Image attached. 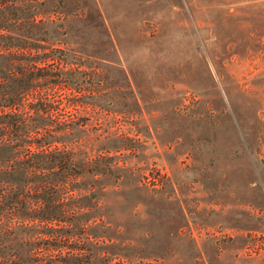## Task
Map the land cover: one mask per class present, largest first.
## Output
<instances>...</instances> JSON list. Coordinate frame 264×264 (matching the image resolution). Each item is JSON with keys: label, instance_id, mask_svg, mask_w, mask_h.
<instances>
[{"label": "rangeland", "instance_id": "1", "mask_svg": "<svg viewBox=\"0 0 264 264\" xmlns=\"http://www.w3.org/2000/svg\"><path fill=\"white\" fill-rule=\"evenodd\" d=\"M58 8L106 65V111L81 113L122 167L101 180L106 264H264V0Z\"/></svg>", "mask_w": 264, "mask_h": 264}, {"label": "trees", "instance_id": "2", "mask_svg": "<svg viewBox=\"0 0 264 264\" xmlns=\"http://www.w3.org/2000/svg\"><path fill=\"white\" fill-rule=\"evenodd\" d=\"M65 1L0 0V264H106L115 245L101 180L122 167L81 114L106 111V65L71 48Z\"/></svg>", "mask_w": 264, "mask_h": 264}]
</instances>
